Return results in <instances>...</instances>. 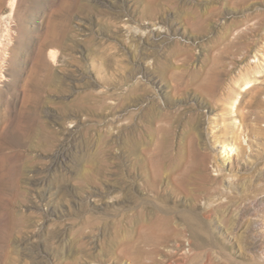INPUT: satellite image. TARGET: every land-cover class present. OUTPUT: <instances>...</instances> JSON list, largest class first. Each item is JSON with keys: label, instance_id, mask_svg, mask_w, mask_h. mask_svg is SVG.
<instances>
[{"label": "rangeland", "instance_id": "1", "mask_svg": "<svg viewBox=\"0 0 264 264\" xmlns=\"http://www.w3.org/2000/svg\"><path fill=\"white\" fill-rule=\"evenodd\" d=\"M176 1L0 0V264H264V0ZM215 63L217 104L174 97ZM174 107L204 115V184Z\"/></svg>", "mask_w": 264, "mask_h": 264}, {"label": "bare ground", "instance_id": "2", "mask_svg": "<svg viewBox=\"0 0 264 264\" xmlns=\"http://www.w3.org/2000/svg\"><path fill=\"white\" fill-rule=\"evenodd\" d=\"M174 3H177V1L175 0ZM145 16L153 17V16H155V14H154V12L147 10V11H145ZM186 21L189 23L193 22V25L202 24L204 22L203 20L198 19L194 23L193 19L190 17L186 18ZM246 23L247 22H245V23L239 22V23L233 24L231 29L228 30V37L229 36H230V38L235 37V36L239 37V35L241 33L240 28L242 26L246 25ZM153 30H156V29H153ZM186 60H185V62H188V60L187 61ZM216 65H217V63H215L211 69L201 73L200 75L196 74V73H188V74H185V73L175 74L174 73V97L184 96V95L188 94L187 92H189L188 91L189 89H193L196 92V95L198 97H200L201 100H203L202 102L207 100V101H210L212 104H217V102L219 100H221V98H223L222 94L220 93V90L223 88V81L221 79V75L218 74V72L216 71ZM226 94H227V96L224 99H226L228 102H231L233 107H236L237 105H235V104H237V101H235V92L229 91ZM156 109H157V105L152 104L150 106V108H148L146 110V112H144V115L146 113H147V115H151L150 116L151 121H152L151 123L155 126H158L160 131H161V130H163L161 125L167 123L169 121V118H168L167 114H165L164 116L154 115ZM238 109H239V106L237 107V110L235 112L234 111L231 112V110H230L228 112L229 118H231V116L233 114L238 115L239 114ZM203 121H204V115H202V113H200V112H192V113L191 112H185L184 110H181L180 108L174 107V123L178 124L182 128L181 135H183L182 137L185 138V140H186V142H184V143H187V146H186L187 150H185V151L187 153H189L191 156H195L199 159V161L197 162V168L200 171L198 174L199 175L198 179H199L201 184H204L205 182H207L209 180L208 176L206 175L205 170H206V166H207V163L209 161V158H211L210 157L211 152L209 151L207 141H205L202 138V135H201V132L199 129L200 125H203L202 124ZM227 129L228 128H226L225 131L228 133L229 129L228 130ZM163 144H161L158 147V150L156 153L157 155H160L164 152L163 150H165L164 149L165 146ZM182 146H183V144H182ZM229 147H230V150L232 151L233 150L232 146H229ZM181 151H183V150H181ZM161 163H162V161L160 159L152 162V167H153L152 170L157 175L158 174L160 175V172H161L160 168L162 166ZM180 164L181 165L176 168L177 170L176 169L174 170V183H176V185H178L180 188L183 187L184 189H186L185 186L188 183H190L192 181V179L190 178L185 166L182 165V161ZM216 167L212 166L213 172H218V170L215 169ZM217 175L219 176V174H217ZM211 181H212V183L218 182V180L216 178L211 179ZM138 214L141 218L143 217V215L145 217V214H143V211L142 212L139 211ZM182 219L184 221H186L187 225L183 229L174 228L175 233H177V234L190 233V234L196 235V234H199V233L206 231V226H204L203 223L200 222V220L197 218L196 215L191 214V213L183 214ZM195 223H197V225Z\"/></svg>", "mask_w": 264, "mask_h": 264}]
</instances>
